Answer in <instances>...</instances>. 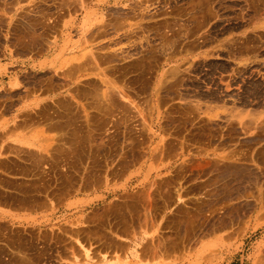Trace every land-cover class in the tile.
I'll return each mask as SVG.
<instances>
[{"label": "rangeland", "instance_id": "obj_1", "mask_svg": "<svg viewBox=\"0 0 264 264\" xmlns=\"http://www.w3.org/2000/svg\"><path fill=\"white\" fill-rule=\"evenodd\" d=\"M20 1L0 0V27ZM111 2L96 0L98 32L103 30L105 7L123 8L128 18H114L111 44L101 47L104 42L98 38L96 49L82 50L81 59L91 58L95 66L98 147L102 141L110 142L113 156L98 164L103 168L108 164L107 176L103 175L105 184L113 183L118 189L127 187L117 185L116 175L124 169L122 165L128 168L124 179L130 191L124 195L128 207L113 202L110 209L108 203L91 225L66 218L59 229L66 239L40 242L28 255L0 243V264H84L87 244L106 246L121 228L126 236L138 237L135 257L126 260L127 245L117 254L98 249L90 264H264V0ZM85 3L80 0L82 9ZM84 27L82 24V34ZM201 46V52L194 50ZM175 76L177 82L169 80ZM136 77L143 79L145 92L139 98L127 95L121 83ZM170 83L177 85L178 93L187 88L190 97L218 85L219 93L223 88L226 103L232 100L235 86L236 112L226 110L224 115L226 121L235 115L236 135L240 134L236 138L239 167L234 182L230 178L232 169L225 170L223 197L219 195L218 201L210 199L207 204L209 221L213 220L214 208H223L224 230L212 232L203 240L184 239L183 224H168L164 213L174 211L165 198L169 187L162 185L159 192L161 162H154L150 155L154 150L163 151V143L154 145L153 139L163 138L158 128L166 120L163 111L169 103L165 96H152V89L160 86L168 92ZM185 102L177 99V103ZM136 141L144 142L140 149L144 155L132 160ZM122 153L128 154V159L121 160ZM186 199L184 206L193 207L188 223L194 225L198 220L195 197ZM191 224L186 231L192 229ZM79 233L81 237L86 234L90 241L79 240Z\"/></svg>", "mask_w": 264, "mask_h": 264}, {"label": "crops", "instance_id": "obj_2", "mask_svg": "<svg viewBox=\"0 0 264 264\" xmlns=\"http://www.w3.org/2000/svg\"><path fill=\"white\" fill-rule=\"evenodd\" d=\"M85 1L82 9L80 0H21L0 27V243L25 255L40 242L66 239L59 232L66 218L91 225L108 203L110 209L113 202L128 207V197L124 200L130 192L124 181L128 168L122 165L124 169L116 175L117 185L127 187L118 189L113 183L105 184L107 165L103 168L98 164L113 156L110 142L102 141L98 147L95 66L91 58L82 60L81 52L95 50L98 38L104 42L101 47L111 44L114 18L123 21L129 15L123 8L105 7L103 30L98 32L96 0ZM85 41L88 43L83 45ZM194 50L201 52L204 47ZM169 80L179 79L175 76ZM121 81L127 95H145L143 79ZM163 88L153 87L151 95L169 98L163 111L166 120L158 128L163 138L153 139L154 145L159 142L164 147L150 155L154 162H161L159 192L162 185L169 187L165 198L174 208L164 216L169 225L175 222L188 228V212L193 207L184 205L186 198L195 197L198 220L190 231L183 229L187 235L184 239H207L225 226L223 208H214L213 220L209 221L207 204L210 199L218 201L219 195L223 197L225 170L232 169L234 182L239 167L236 138L240 134L236 135L235 115L227 121L224 115L226 110L236 112L235 86L227 103L218 85L191 97L187 88L178 93L172 83L168 92ZM177 99L186 102L177 103ZM196 100L200 104L189 103ZM143 146V141L135 142L133 160L143 157ZM121 155V160L128 159V154ZM117 232L106 246L87 244L84 264L93 261L98 249L117 254L125 245L126 260H132L138 237L126 236L123 228ZM78 235L79 240L90 241L86 234ZM170 235L173 238L172 232Z\"/></svg>", "mask_w": 264, "mask_h": 264}, {"label": "bare ground", "instance_id": "obj_3", "mask_svg": "<svg viewBox=\"0 0 264 264\" xmlns=\"http://www.w3.org/2000/svg\"><path fill=\"white\" fill-rule=\"evenodd\" d=\"M39 1V0H38ZM75 2V1H74ZM13 3V2H12ZM72 3V2H71ZM75 3H77V2H75ZM14 4V3H13ZM78 4V3H77ZM8 5H9V3H8ZM31 6V5H30ZM68 6V5H67ZM25 7V6H24ZM39 8V7H38ZM73 8V7H72ZM57 9V8H56ZM64 9V8H63ZM44 10V9H43ZM58 12V11H57ZM18 14V13H17ZM25 14V13H24ZM33 17V16H32ZM34 18V17H33ZM17 19V18H16ZM36 20V19H35ZM38 21H39V19H38ZM48 22V21H47ZM51 25V24H50ZM18 26V25H17ZM28 27V26H27ZM26 31H28V30H26ZM8 32V31H7ZM11 32V31H10ZM40 32V31H39ZM25 33V32H24ZM15 36V35H14ZM49 37V36H48ZM15 40H17V39H15ZM25 41V40H24ZM27 42V41H26ZM48 42H49V40H48ZM21 44V43H20ZM82 53V52H81ZM95 53V52H94ZM95 56V55H94ZM97 59V58H96ZM138 59V58H137ZM94 60V59H93ZM73 67V66H72ZM145 81V80H144ZM137 83V82H136ZM138 86V85H137ZM108 89V88H107ZM98 92V91H97ZM80 93V92H79ZM82 93V92H81ZM89 94V93H88ZM97 94V93H96ZM80 96V95H79ZM85 96V95H84ZM110 97V96H109ZM7 98H8V96H7ZM90 98V97H89ZM107 98V97H106ZM95 99V98H94ZM112 100V99H111ZM11 101V100H10ZM70 101V100H69ZM114 101V100H113ZM90 102V101H89ZM88 102V103H89ZM61 103V102H60ZM71 103V102H70ZM99 103V102H98ZM103 103V102H102ZM61 105V104H60ZM89 105V104H88ZM93 106V105H92ZM61 107V106H60ZM79 107V106H78ZM86 107V106H85ZM88 107H90V106H88ZM96 108V107H95ZM98 108V107H97ZM104 108V107H103ZM105 109V108H104ZM93 110V109H92ZM104 111H106V110H104ZM113 111V110H112ZM64 112V111H63ZM86 112V111H85ZM114 112V111H113ZM118 112V111H117ZM134 112V111H133ZM138 112V111H137ZM79 113V112H78ZM123 113V112H122ZM101 114V113H100ZM107 115H109L108 113H106ZM78 115V114H77ZM96 115V114H95ZM94 115V116H95ZM47 116V115H46ZM49 116V115H48ZM68 116V115H67ZM90 116V115H89ZM37 117V116H36ZM134 117V116H133ZM109 118V117H108ZM77 119V118H76ZM90 119V118H89ZM122 119V118H121ZM125 119V118H124ZM35 120V119H34ZM53 120V119H52ZM93 120V119H92ZM113 120V119H112ZM95 121V120H94ZM106 122V121H105ZM111 124V123H110ZM113 124V123H112ZM50 125V124H49ZM94 127V126H93ZM99 128H101V127H99ZM90 129V128H89ZM132 129V128H131ZM77 130V129H76ZM120 130V129H119ZM73 131V130H72ZM84 131V130H83ZM87 131V130H86ZM75 133V132H74ZM77 134V133H76ZM90 135V134H89ZM109 135V134H108ZM60 136V135H59ZM79 137V136H78ZM74 138V137H73ZM83 139V138H82ZM89 139V138H88ZM110 139V138H109ZM59 140V139H58ZM75 140V139H74ZM111 140V139H110ZM117 140V139H116ZM119 140V139H118ZM56 141V140H55ZM81 141V140H80ZM89 141V140H88ZM59 142V141H58ZM74 142V141H73ZM90 142V141H89ZM108 142V141H107ZM63 143V142H62ZM130 143V142H129ZM64 144V143H63ZM81 144V143H80ZM115 144V143H114ZM68 145V144H67ZM75 145V144H74ZM113 146V145H112ZM61 147V146H60ZM69 147V146H68ZM87 147V146H86ZM90 147V146H89ZM97 147V146H96ZM102 147V146H101ZM100 147V148H101ZM82 148H84V147H82ZM81 148V149H82ZM136 148V147H135ZM64 149V148H63ZM86 149V148H85ZM55 150V149H54ZM93 150V149H92ZM53 151V150H52ZM94 151V150H93ZM138 151V150H137ZM56 152V151H55ZM75 152V151H74ZM78 152V151H77ZM118 152V151H117ZM57 153V152H56ZM79 153V152H78ZM80 154V153H79ZM132 154V153H131ZM57 155V154H56ZM120 156V155H119ZM124 156V155H123ZM47 157H48V155H47ZM82 158V157H81ZM84 158V157H83ZM124 159V158H123ZM42 160V159H41ZM133 160V159H132ZM137 160V159H136ZM80 161V160H79ZM68 162V161H67ZM123 162V161H122ZM137 162V161H136ZM48 164V163H47ZM68 164V163H67ZM131 164V163H130ZM42 165V164H41ZM108 165V164H107ZM39 166V165H38ZM42 167V166H41ZM40 167V168H41ZM95 170V169H94ZM50 171V170H49ZM57 172V171H56ZM39 174V173H38ZM69 174V173H68ZM92 174V173H91ZM47 175V174H46ZM76 177V176H75ZM42 179V178H41ZM60 179H61V177H60ZM38 180V179H37ZM110 180V179H109ZM62 181V180H61ZM84 182V181H83ZM51 183V182H50ZM21 184V183H20ZM95 185H96V182L94 183ZM59 185V184H58ZM98 185V184H97ZM41 188V187H40ZM55 189V188H54ZM52 190V189H51ZM61 190V189H60ZM54 191V190H53ZM158 192V191H157ZM53 193V192H52ZM140 193V192H139ZM133 195V194H132ZM25 196V195H24ZM31 196V195H30ZM126 197V196H125ZM29 198V197H28ZM123 201V200H122ZM129 203V202H128ZM116 206V205H115ZM31 208V207H30ZM12 240V239H11ZM13 242V241H12Z\"/></svg>", "mask_w": 264, "mask_h": 264}]
</instances>
